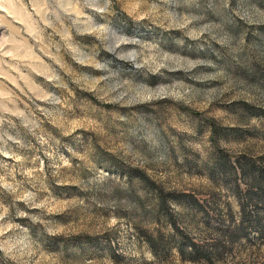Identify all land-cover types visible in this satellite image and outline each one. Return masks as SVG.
<instances>
[{
    "label": "rangeland",
    "instance_id": "374dc122",
    "mask_svg": "<svg viewBox=\"0 0 264 264\" xmlns=\"http://www.w3.org/2000/svg\"><path fill=\"white\" fill-rule=\"evenodd\" d=\"M0 264H264V0H0Z\"/></svg>",
    "mask_w": 264,
    "mask_h": 264
}]
</instances>
